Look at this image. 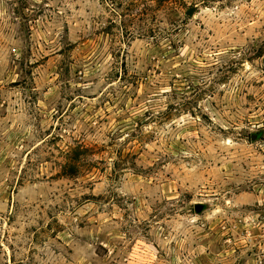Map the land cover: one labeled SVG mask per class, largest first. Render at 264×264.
Wrapping results in <instances>:
<instances>
[{
    "label": "rangeland",
    "instance_id": "rangeland-1",
    "mask_svg": "<svg viewBox=\"0 0 264 264\" xmlns=\"http://www.w3.org/2000/svg\"><path fill=\"white\" fill-rule=\"evenodd\" d=\"M0 264H264V0H0Z\"/></svg>",
    "mask_w": 264,
    "mask_h": 264
},
{
    "label": "trees",
    "instance_id": "trees-1",
    "mask_svg": "<svg viewBox=\"0 0 264 264\" xmlns=\"http://www.w3.org/2000/svg\"><path fill=\"white\" fill-rule=\"evenodd\" d=\"M134 2L133 1H129L128 5L126 6L125 10L127 11V13L123 14V16H126L129 14V12L132 11V8L134 7ZM84 165L81 164L80 162L71 164L69 166H67L65 168V170L63 171L64 174H68V175H74L76 174L77 171H80L81 168H83Z\"/></svg>",
    "mask_w": 264,
    "mask_h": 264
},
{
    "label": "water",
    "instance_id": "water-1",
    "mask_svg": "<svg viewBox=\"0 0 264 264\" xmlns=\"http://www.w3.org/2000/svg\"><path fill=\"white\" fill-rule=\"evenodd\" d=\"M190 13H191V11H190Z\"/></svg>",
    "mask_w": 264,
    "mask_h": 264
}]
</instances>
